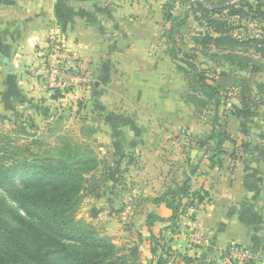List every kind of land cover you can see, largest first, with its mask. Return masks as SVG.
Returning a JSON list of instances; mask_svg holds the SVG:
<instances>
[{
  "label": "crops",
  "instance_id": "1",
  "mask_svg": "<svg viewBox=\"0 0 264 264\" xmlns=\"http://www.w3.org/2000/svg\"><path fill=\"white\" fill-rule=\"evenodd\" d=\"M164 2L160 1L153 16L155 0H0V111L10 118L12 114L20 116L18 112L29 111L42 119L44 112L50 113L58 107L59 100L31 77L29 66L36 61L37 48L43 46L49 33H61L67 47L92 64V97L94 87L100 92L97 98L93 97V103L87 104V111L94 117L87 120V158L98 161L102 155L111 156L114 160L111 170L128 177L126 182L133 186L134 193L148 199L145 207L149 208V215L169 218L172 209L166 202L155 203L153 199L170 187L177 188L186 178H191L194 189L207 190L210 197L195 208L197 219H185L190 228L179 234L178 241L179 246L187 248L188 255L202 263L215 264L235 244L249 248L255 256L264 259V144L262 147L258 141L254 146L251 144L254 160L240 158L236 170H227L226 157L222 169L208 168V155L214 141H205L210 148L194 163H199L198 172L174 171L166 163L169 143L161 137V131L155 129V124L143 126L137 120L125 119L119 114L118 104L107 99L106 87L116 74L113 64L124 65L127 59L119 49L124 45L135 48L141 45L142 38L145 45L155 46L164 37L165 28L159 32L158 24L160 20L164 22ZM137 58L143 64V69L139 65L140 70L145 71L144 76L140 74L143 81L152 76L160 78L159 69L163 67L164 75H170V70L166 73V63H171L166 62V57L163 61L150 60L157 63L156 68L146 58ZM6 61L13 64V70H7ZM150 69L153 72L148 75ZM140 91L142 101L146 102L143 111H155L158 105L159 115L165 117L170 112L164 96L163 106L159 104L160 90L148 87L146 82ZM162 93L165 94V89ZM106 218L113 219L112 216ZM172 223L155 220L151 229L153 226L171 227ZM196 230L205 234L204 241L194 238Z\"/></svg>",
  "mask_w": 264,
  "mask_h": 264
},
{
  "label": "rangeland",
  "instance_id": "2",
  "mask_svg": "<svg viewBox=\"0 0 264 264\" xmlns=\"http://www.w3.org/2000/svg\"><path fill=\"white\" fill-rule=\"evenodd\" d=\"M155 1L153 16L157 13L160 1L165 0ZM182 9L180 6L177 7L176 14ZM235 19L236 23L241 21L240 27L235 31L240 39L261 40L236 48L235 55L249 60H245L248 66L243 68L224 59L218 63L201 52L197 53L196 59V62L206 68L211 77H214L223 88L220 117L236 142L232 145L230 152L235 151L239 157L238 160L231 159L230 162V154L224 155V158L229 160L227 170H236L240 158L254 160L255 155L251 152L252 149L249 147L248 151H245L242 147L243 143L254 146L258 141L261 147L264 144V96L258 90V84L264 83V19ZM158 24L159 32L163 27L169 26V23L161 20ZM201 30L202 27L195 16L191 15L188 25L179 29L177 34L179 44L184 45H182L183 49L193 47V43L189 41L190 37ZM140 42L142 46L131 48L124 45V48L119 49L120 53L127 56V59L124 65L118 63L121 67L113 64L116 74L106 87L109 95L107 99L109 102L118 104L119 114H122L125 119L137 120L143 126L155 124V129H159L161 137L169 143V149L165 147V152L169 154L165 156L171 170H190V165L198 162L201 155L203 156L210 148L209 144H206V138L211 132L213 106L210 105L202 112H198L182 100V95L188 91L187 81L184 74L177 70L175 61L170 58L165 37L155 46L145 45V38H142ZM212 52L221 53L222 51L213 47ZM137 57L146 58L155 68L157 63H151L150 60L157 58L163 61V57H166V62L170 60L171 63L170 65H168L169 62L166 63V73L170 70V75H164L163 67L159 69L160 78L152 76L147 81H143L140 74L144 76L145 71L140 70L141 63ZM134 59L137 64L132 62ZM141 66L143 69V64ZM149 71L148 75L153 72L151 69ZM146 82L148 87L152 86V89L161 91L159 93L161 106L164 104L163 96L165 97L166 107H170V112L165 117L159 115L158 105H155L157 113L142 110L146 102L142 101L143 96L139 92ZM40 83L44 90H47L44 84ZM164 89L165 94L162 93ZM47 91L50 95L56 94L54 91ZM76 96L62 97L59 94L58 107L50 113L44 112L42 119L29 111L18 112L20 116L12 114L11 118L0 111V147L10 148L9 144H12L11 148L17 146L25 149V151L17 150L21 156L36 155L53 164L83 163L86 181L79 194L78 204L73 210L74 216L81 226L89 227L99 236L109 238L115 245L116 256L124 258L123 264H213L212 262L202 263L196 257L188 255L187 248L185 250L178 243L179 234L184 233V229L190 228L186 220H189V217L197 219L194 213L196 211H191V208L198 206L188 207L171 227L153 226L150 231L149 208L145 207L148 199H141L139 194L134 193L133 186L126 182L128 177L120 175L117 170H111L114 161L111 156L99 157L98 161L96 160L98 168L95 159L92 158L94 162L91 165L96 167L93 170H87V120L94 118L90 114L91 111H87V104L94 101L92 89L80 90ZM155 100H158V96ZM142 104L144 105L140 109L139 105ZM235 111L236 114H233ZM129 196L134 197L133 209L129 218L122 220L121 212ZM143 200L145 203L142 202ZM100 201L101 205L97 206ZM140 205L143 207L140 208ZM21 214L29 219L23 210ZM107 216H112L113 219H108ZM151 232L155 238L152 237ZM74 245L79 249H86ZM152 246H157L156 253L152 252ZM252 264H264V259L255 256Z\"/></svg>",
  "mask_w": 264,
  "mask_h": 264
},
{
  "label": "trees",
  "instance_id": "3",
  "mask_svg": "<svg viewBox=\"0 0 264 264\" xmlns=\"http://www.w3.org/2000/svg\"><path fill=\"white\" fill-rule=\"evenodd\" d=\"M253 1L256 3L251 0H166L162 4L163 19L169 23L163 33L168 52L188 85L182 99L198 112L210 105L214 109L211 132L206 138L214 141L208 155L210 169H222L226 154L230 153L234 161L239 157L235 151L230 152L236 142L220 117L223 88L196 62L197 53L218 63L224 59L247 67V59L235 55L236 48L261 40L240 39L235 31L241 21L236 23L235 18L264 19V1ZM179 6L183 9L176 14ZM191 15L202 30L190 37L193 47L183 49L177 34L188 25ZM213 47L222 52H212ZM258 90L264 96V83L258 84ZM54 97L58 98L59 94ZM11 145L10 148L0 147V264H123L124 258L116 256L115 245L109 238L81 226L74 216L73 210L86 181L83 163L53 164L36 155L21 156L18 151L25 149L11 148ZM242 147L248 151L250 143H243ZM93 162L94 159L87 158V170L97 166L96 160L95 167L91 165ZM199 169V163L190 165L192 173ZM209 197L207 190L193 188L191 178L184 179L177 188L170 187L153 199L155 203L166 202L172 215L164 218L150 214L149 230L152 231L155 220L176 222L188 207L198 206ZM151 235L155 238L152 232ZM157 251V246H152V252Z\"/></svg>",
  "mask_w": 264,
  "mask_h": 264
},
{
  "label": "built area",
  "instance_id": "4",
  "mask_svg": "<svg viewBox=\"0 0 264 264\" xmlns=\"http://www.w3.org/2000/svg\"><path fill=\"white\" fill-rule=\"evenodd\" d=\"M91 62L77 51L70 50L64 37L57 31H52L44 41L43 46L37 48L36 61L29 66L31 77L44 84L47 90L64 96H76L80 90L91 88ZM77 97V96H76ZM134 197L129 196L121 212V219L127 220L131 215ZM191 211H196L191 208ZM194 238L205 240L202 231H194ZM255 255L239 244L230 246L222 259L215 264H252Z\"/></svg>",
  "mask_w": 264,
  "mask_h": 264
},
{
  "label": "water",
  "instance_id": "5",
  "mask_svg": "<svg viewBox=\"0 0 264 264\" xmlns=\"http://www.w3.org/2000/svg\"><path fill=\"white\" fill-rule=\"evenodd\" d=\"M262 1H264V0H262ZM212 7H216V6H212ZM6 62H7V70H13L14 69L13 64L11 62H9V61H6ZM99 95H100V92L98 91V88L94 87L93 97L97 98Z\"/></svg>",
  "mask_w": 264,
  "mask_h": 264
}]
</instances>
